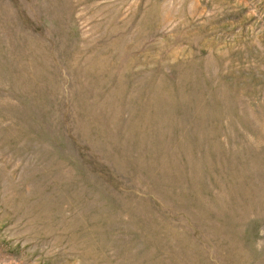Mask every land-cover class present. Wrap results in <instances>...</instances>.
I'll return each instance as SVG.
<instances>
[{
	"label": "rangeland",
	"instance_id": "1",
	"mask_svg": "<svg viewBox=\"0 0 264 264\" xmlns=\"http://www.w3.org/2000/svg\"><path fill=\"white\" fill-rule=\"evenodd\" d=\"M0 264H264V0H0Z\"/></svg>",
	"mask_w": 264,
	"mask_h": 264
}]
</instances>
